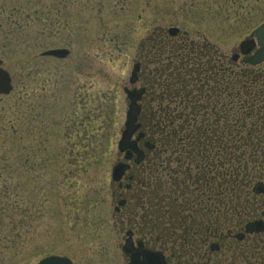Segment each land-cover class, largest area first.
Segmentation results:
<instances>
[{
    "label": "rangeland",
    "instance_id": "obj_1",
    "mask_svg": "<svg viewBox=\"0 0 264 264\" xmlns=\"http://www.w3.org/2000/svg\"><path fill=\"white\" fill-rule=\"evenodd\" d=\"M263 21L264 0H0V65L13 85L0 95V109L16 133L26 128L29 185L44 197L29 232L0 264H35L48 254L74 264H124L122 234L110 226V172L121 158L123 87L132 86L140 45L155 29L167 35L175 26L230 58ZM57 47L69 54L40 56Z\"/></svg>",
    "mask_w": 264,
    "mask_h": 264
},
{
    "label": "flooded vegetation",
    "instance_id": "obj_2",
    "mask_svg": "<svg viewBox=\"0 0 264 264\" xmlns=\"http://www.w3.org/2000/svg\"><path fill=\"white\" fill-rule=\"evenodd\" d=\"M92 11L103 8L92 6ZM155 30L140 45L135 60L141 89L140 112L147 87L155 81L151 75L155 62L174 59L184 42L192 45V38L179 30L170 34L167 29V35L159 28ZM222 55L220 60L227 58L237 68L261 72L259 86L263 91L257 95L260 103H256L261 114L251 119L247 127L264 126V62L252 66L245 63L244 55L235 59ZM212 85L213 80L207 78L202 89L207 107L217 96ZM214 106L219 110L221 103ZM141 118L139 113V158L133 156L122 178L113 183L115 205L110 226L122 234L120 251L124 264H264V157L250 158L249 164L245 161L243 173L236 176L238 182L228 187L210 184L213 173L220 178L224 175L225 161L218 157L215 171L206 169L201 176L192 177L186 174V181L193 185H184L176 182L178 176L172 173L147 172L157 154L143 131ZM210 123L211 120L206 121V130L212 133L206 135V142L221 141V136H213ZM249 139L264 143V136ZM89 227L93 234V222Z\"/></svg>",
    "mask_w": 264,
    "mask_h": 264
},
{
    "label": "trees",
    "instance_id": "obj_3",
    "mask_svg": "<svg viewBox=\"0 0 264 264\" xmlns=\"http://www.w3.org/2000/svg\"><path fill=\"white\" fill-rule=\"evenodd\" d=\"M221 56L210 43L192 40V45L182 43L174 59L152 66L155 81L147 87L148 98L140 112L143 131L157 154L147 172H169L184 180L177 177L176 182L193 185L185 177L201 176L206 169L215 171L218 157L225 161L224 175L220 178L213 173L210 184L228 187L238 182L236 176L243 173L245 161L249 164L250 158L264 157V143L249 139L264 136V126L247 127L261 114L256 104L263 91L261 72L237 68L227 58L220 60ZM207 78L213 80L217 94L209 107L202 94ZM218 102L221 106L215 110ZM4 112L0 109V255L16 249L41 213L37 203L44 199L42 193H33L37 187L29 185L32 157L22 139L27 130L22 127L16 133L10 113ZM207 120H211L213 136H221V141L206 142V135H212L206 130Z\"/></svg>",
    "mask_w": 264,
    "mask_h": 264
},
{
    "label": "water",
    "instance_id": "obj_4",
    "mask_svg": "<svg viewBox=\"0 0 264 264\" xmlns=\"http://www.w3.org/2000/svg\"><path fill=\"white\" fill-rule=\"evenodd\" d=\"M177 28L170 27L168 32L175 34ZM238 49L241 54L245 55L244 61L248 64L255 65L264 61V21L259 24L248 37H245L238 43ZM69 53L66 48H54L48 49L40 53L42 56H54L57 58H63ZM238 56L237 53L232 55L235 59ZM138 64H134L130 76L129 83L133 84L137 80ZM12 89L11 77L6 69L0 65V94L6 95ZM126 97L128 99L127 109L125 113V120L123 128L120 132V138L117 142V150L123 154V160L116 161L111 167V180L118 181L125 172L128 164L125 160L131 159L132 155H136V159L140 155V150L137 146V139L132 140V134L138 129L139 124L136 122L139 107L137 100L140 97L141 89L135 88H123ZM36 264H72L70 259L66 256L48 255L41 258Z\"/></svg>",
    "mask_w": 264,
    "mask_h": 264
}]
</instances>
